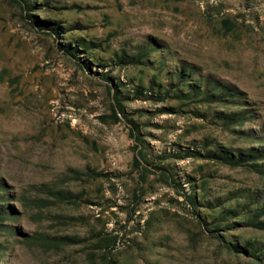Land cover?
Instances as JSON below:
<instances>
[{
	"label": "rangeland",
	"instance_id": "rangeland-1",
	"mask_svg": "<svg viewBox=\"0 0 264 264\" xmlns=\"http://www.w3.org/2000/svg\"><path fill=\"white\" fill-rule=\"evenodd\" d=\"M180 74L233 95H166ZM251 148L264 0H0V264H264V172L204 157Z\"/></svg>",
	"mask_w": 264,
	"mask_h": 264
},
{
	"label": "trees",
	"instance_id": "trees-1",
	"mask_svg": "<svg viewBox=\"0 0 264 264\" xmlns=\"http://www.w3.org/2000/svg\"><path fill=\"white\" fill-rule=\"evenodd\" d=\"M17 3H21V1L24 0H13ZM48 21H43L42 23H39L40 26L42 27H47L49 26ZM65 50L71 54L72 56L76 57V49L68 45L65 47ZM143 54H138L137 56H130L127 57L125 54L119 56V61L120 63L123 64H137L141 61H143ZM107 80H111L109 77H107ZM179 84H175L174 86H171L172 90H167L166 95H171L179 99L181 101H188V100H196L197 102H202V103H211V102H220L223 101L224 98L228 96L233 95V90L231 87L223 85L217 81L210 80V79H205V80H200L198 84H193L188 92H184V88H181L180 86L182 83L189 87L187 80L183 81V76L182 74L179 75ZM114 99L116 100V105L113 106V114L114 117L117 119L118 114L122 112L125 115L124 108L119 100L118 94H114ZM245 114L243 112H221L218 114L219 120H221L224 123V127L226 128H231L235 124L242 122ZM134 132V131H133ZM230 149H222V151H216V152H211L207 151L204 154V157L208 159H215L218 160L224 164L230 165V166H243V165H250L252 167H255L257 171L264 172L261 167H263V164H259L258 161L261 158H264V150L263 149H256V148H251L248 151H240L238 150L237 154L236 152H231L229 151ZM186 156H203L201 152H196L192 150H188L186 152ZM183 156V157H186ZM253 161V162H252ZM252 162V163H251ZM141 162L140 159L137 157L136 158V165L140 166ZM161 169V168H160ZM187 199H189L190 203L196 204V198L192 196H187ZM228 214H234L236 213L233 210L227 211ZM10 212L6 209L5 206L0 204V227L3 226L5 217L8 216ZM259 226V225H258ZM261 228H264V222L261 223ZM220 239L226 244V247L234 252L237 253H248L249 248L248 246H241L238 243L234 242H227L224 240V236H220ZM61 242L64 244L72 243L75 242L71 238H62Z\"/></svg>",
	"mask_w": 264,
	"mask_h": 264
}]
</instances>
